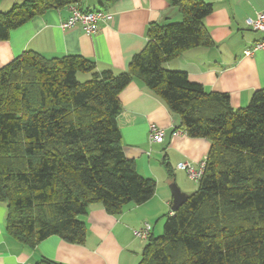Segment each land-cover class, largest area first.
Here are the masks:
<instances>
[{
  "label": "trees",
  "instance_id": "1",
  "mask_svg": "<svg viewBox=\"0 0 264 264\" xmlns=\"http://www.w3.org/2000/svg\"><path fill=\"white\" fill-rule=\"evenodd\" d=\"M115 1L84 11L106 12ZM79 2L20 0L0 10V40L37 15ZM169 2L181 21L151 23L146 46L124 71H99L80 55L33 51L0 68V202L6 231L19 242L35 246L56 235L81 244L90 205L118 215L154 195L156 181L125 156L117 125L119 93L137 79L163 99L188 136L210 143L196 189L165 216L161 234H149L137 264H264V88L235 109L226 93L165 68L186 49L212 45L203 25L212 5ZM161 162L173 177L166 157Z\"/></svg>",
  "mask_w": 264,
  "mask_h": 264
},
{
  "label": "crops",
  "instance_id": "2",
  "mask_svg": "<svg viewBox=\"0 0 264 264\" xmlns=\"http://www.w3.org/2000/svg\"><path fill=\"white\" fill-rule=\"evenodd\" d=\"M19 0H0V10L9 9ZM212 11L203 19L211 46H197L182 51L164 64L169 70L186 72L191 82L206 91L226 93L230 105L243 108L253 92L264 88V52L249 56L246 48L264 36L246 26L248 17L264 13V0H203ZM102 0H80L77 5L51 9L28 20L0 40V68L25 51L51 58L80 55L94 62L97 70L116 72L128 68L133 55L148 42L151 23L160 25L181 21L177 6L169 0H116L106 12L109 18L97 23L93 35H85L79 25L62 28L72 8H98ZM121 111L117 116L123 140V152L133 159L139 174L156 181L154 195L142 204H128L118 215H111L100 204L90 205L82 216L87 234L83 243H69L51 235L35 246L16 240L6 231L7 207L0 202V264H35L49 259L61 264H137L146 240L133 235L144 223L150 235L163 230L166 215L172 214L173 197L169 185L190 194L192 186L182 162L198 163L208 153L210 143L202 137H190L179 127V117L163 99L140 80L134 79L119 93ZM150 125L164 132L161 142H151ZM166 157L173 177L162 165Z\"/></svg>",
  "mask_w": 264,
  "mask_h": 264
},
{
  "label": "built area",
  "instance_id": "3",
  "mask_svg": "<svg viewBox=\"0 0 264 264\" xmlns=\"http://www.w3.org/2000/svg\"><path fill=\"white\" fill-rule=\"evenodd\" d=\"M72 14L67 20L61 23L62 28L71 27L74 25H79L85 35H93L97 31V23L101 20L109 18L107 12L101 10H89L82 11L72 8ZM246 26L254 31H264V13L258 12L255 17H248L245 21ZM255 51L264 52V36L257 40L252 47L246 48L244 54L246 56L251 55ZM164 136L162 129L156 127L155 125H150L149 128V138L151 142H161ZM206 156L203 157L198 163L193 164L191 162H182L178 165L179 168L184 169L189 180L193 182H198L201 178L204 166H205ZM151 226L148 223H144L141 228L133 230V235L139 239L146 240L150 234Z\"/></svg>",
  "mask_w": 264,
  "mask_h": 264
},
{
  "label": "water",
  "instance_id": "4",
  "mask_svg": "<svg viewBox=\"0 0 264 264\" xmlns=\"http://www.w3.org/2000/svg\"><path fill=\"white\" fill-rule=\"evenodd\" d=\"M169 187L173 197L171 209L175 211L187 199L188 194L182 192L175 183H171Z\"/></svg>",
  "mask_w": 264,
  "mask_h": 264
},
{
  "label": "rangeland",
  "instance_id": "5",
  "mask_svg": "<svg viewBox=\"0 0 264 264\" xmlns=\"http://www.w3.org/2000/svg\"><path fill=\"white\" fill-rule=\"evenodd\" d=\"M20 1V0H19ZM18 1V2H19ZM78 78L80 79V80H85V79H87L88 78V75H79L78 76ZM188 183H190V185L192 186V190L194 191L195 189H196V185H197V183L196 182H193V181H191V180H188ZM162 232H160L159 234H161Z\"/></svg>",
  "mask_w": 264,
  "mask_h": 264
}]
</instances>
